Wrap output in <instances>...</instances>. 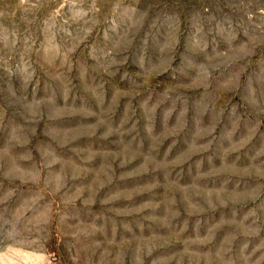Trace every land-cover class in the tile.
<instances>
[{
    "label": "rangeland",
    "instance_id": "1",
    "mask_svg": "<svg viewBox=\"0 0 264 264\" xmlns=\"http://www.w3.org/2000/svg\"><path fill=\"white\" fill-rule=\"evenodd\" d=\"M0 264H264V0H0Z\"/></svg>",
    "mask_w": 264,
    "mask_h": 264
}]
</instances>
